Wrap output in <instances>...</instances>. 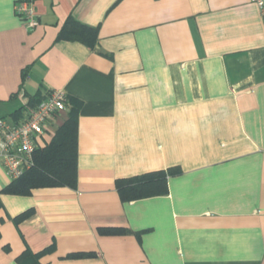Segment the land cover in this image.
I'll use <instances>...</instances> for the list:
<instances>
[{
    "label": "crops",
    "instance_id": "1",
    "mask_svg": "<svg viewBox=\"0 0 264 264\" xmlns=\"http://www.w3.org/2000/svg\"><path fill=\"white\" fill-rule=\"evenodd\" d=\"M15 2L0 0V116L63 90L36 151L75 106L76 181L23 190L0 159V264H264V8L33 0L29 29ZM170 167L166 195L120 198L118 179Z\"/></svg>",
    "mask_w": 264,
    "mask_h": 264
},
{
    "label": "trees",
    "instance_id": "2",
    "mask_svg": "<svg viewBox=\"0 0 264 264\" xmlns=\"http://www.w3.org/2000/svg\"><path fill=\"white\" fill-rule=\"evenodd\" d=\"M76 27L81 30L77 34L80 39L88 44L94 43L96 34L93 28L78 24ZM39 100L41 98L31 97L28 102L30 105H34ZM19 110L15 112V115L19 113ZM76 144L77 120L74 106L66 120L55 132L51 142L44 149L35 152L33 167L19 178L14 179L13 182L21 186L23 190L32 186L74 185L76 181ZM178 171V167H170L118 179L116 188L120 198L124 201L166 195L168 176ZM30 212V210L23 212L17 219L27 217Z\"/></svg>",
    "mask_w": 264,
    "mask_h": 264
},
{
    "label": "built area",
    "instance_id": "3",
    "mask_svg": "<svg viewBox=\"0 0 264 264\" xmlns=\"http://www.w3.org/2000/svg\"><path fill=\"white\" fill-rule=\"evenodd\" d=\"M253 1L264 8V0ZM14 10L29 29L38 25L33 0H16ZM65 110L66 93L51 90L34 105L23 103L15 117L0 116V159L12 180L33 167L38 139L52 129V120Z\"/></svg>",
    "mask_w": 264,
    "mask_h": 264
}]
</instances>
